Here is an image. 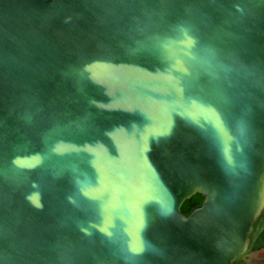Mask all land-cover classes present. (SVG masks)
I'll list each match as a JSON object with an SVG mask.
<instances>
[{"label": "water", "instance_id": "95a60500", "mask_svg": "<svg viewBox=\"0 0 264 264\" xmlns=\"http://www.w3.org/2000/svg\"><path fill=\"white\" fill-rule=\"evenodd\" d=\"M263 210L264 0H0V264H234Z\"/></svg>", "mask_w": 264, "mask_h": 264}, {"label": "trees", "instance_id": "16d2710c", "mask_svg": "<svg viewBox=\"0 0 264 264\" xmlns=\"http://www.w3.org/2000/svg\"><path fill=\"white\" fill-rule=\"evenodd\" d=\"M203 200V196L200 194H194L189 199L185 200L181 205V212L186 214L190 211V209L198 204H200ZM253 232L250 234V249H257L260 247H264V210L261 215L253 222ZM234 264H241L239 260H235Z\"/></svg>", "mask_w": 264, "mask_h": 264}, {"label": "rangeland", "instance_id": "374dc122", "mask_svg": "<svg viewBox=\"0 0 264 264\" xmlns=\"http://www.w3.org/2000/svg\"><path fill=\"white\" fill-rule=\"evenodd\" d=\"M245 259L252 261L255 264H260L264 262V249L259 251H249Z\"/></svg>", "mask_w": 264, "mask_h": 264}, {"label": "flooded vegetation", "instance_id": "af4514ba", "mask_svg": "<svg viewBox=\"0 0 264 264\" xmlns=\"http://www.w3.org/2000/svg\"><path fill=\"white\" fill-rule=\"evenodd\" d=\"M252 232H253V226H252V231L248 234V237H249L250 234H252ZM252 235H255V234H252ZM250 241H251V240H250V237H249V246H248L247 251H246L243 255L237 257V259L239 260V262H241V264H255V263H253L252 261H249V260H246V259H245V257H247V253H248L249 251H259V250L264 249V247H260V248H257V249H250ZM237 259H236V260H237ZM260 264H264V262H262V263H260Z\"/></svg>", "mask_w": 264, "mask_h": 264}]
</instances>
